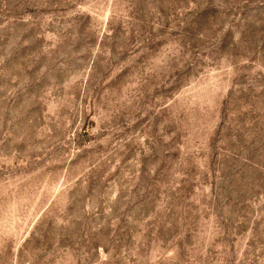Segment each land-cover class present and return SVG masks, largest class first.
<instances>
[{"label":"rangeland","instance_id":"rangeland-1","mask_svg":"<svg viewBox=\"0 0 264 264\" xmlns=\"http://www.w3.org/2000/svg\"><path fill=\"white\" fill-rule=\"evenodd\" d=\"M0 264H264V0H0Z\"/></svg>","mask_w":264,"mask_h":264}]
</instances>
